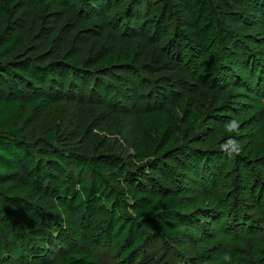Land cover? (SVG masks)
Segmentation results:
<instances>
[{"label": "trees", "instance_id": "obj_1", "mask_svg": "<svg viewBox=\"0 0 264 264\" xmlns=\"http://www.w3.org/2000/svg\"><path fill=\"white\" fill-rule=\"evenodd\" d=\"M110 1L0 0L3 264H99L92 255L94 246L112 247L123 263L145 260L151 238L173 244L179 236L178 222L193 219L181 214L182 195L165 188L170 179L166 161L182 155L175 169L182 178L203 169L207 171L203 176L211 178L220 167V149L189 145L199 121L191 93L184 92L179 102L184 111L175 120L137 93V79L151 82L155 72L167 65L151 50L154 36L125 41L109 35L100 18ZM152 1H127L124 21L140 20ZM159 1L165 11L149 19L153 30L162 27L165 14L179 20L177 34L199 51L194 66L197 81L206 88L223 81L228 62L220 46L229 41L214 0ZM239 2L256 6L255 0ZM174 23L166 24L167 33L175 31ZM29 29L30 36L38 38L35 47L58 50L69 41L67 50L52 60L40 50L33 53L24 46ZM75 102L104 106L134 120L146 169L129 168L115 154L87 157L65 147L51 132L28 139L26 120ZM101 214L106 216L103 226L90 238L83 226ZM52 224L58 227L55 240ZM53 245L59 249L56 257H51Z\"/></svg>", "mask_w": 264, "mask_h": 264}, {"label": "rangeland", "instance_id": "obj_2", "mask_svg": "<svg viewBox=\"0 0 264 264\" xmlns=\"http://www.w3.org/2000/svg\"><path fill=\"white\" fill-rule=\"evenodd\" d=\"M127 1L112 0L102 10L100 19L107 32L125 41L154 36L151 50L167 65L155 72L151 82L137 79V93L171 120L182 117L184 108L179 107V102L184 92L191 93L199 121L189 145L220 149L223 158L211 178L203 176V172L207 173L204 169L190 171L186 178L178 175L175 169L181 154L166 161L170 179L165 188L172 194H181V214L193 216L192 220L183 218L178 222L175 243L151 238L148 258H134L129 263L121 262L120 256L107 246H94L93 257L99 264H264V0H255V7L241 0H214L228 36L229 44L220 46L228 67L223 81L210 88L195 77L199 51L177 34L181 22L165 14L162 27L153 30L154 23L149 19L160 17L165 5L152 1L153 8L146 7L140 20L127 17L124 21ZM27 16L36 20L31 11ZM169 22H175L171 25L175 31L167 33L165 26ZM30 33L29 29L24 46L33 53L40 50L42 56L52 60L60 58L68 48L69 41L61 44L59 51L39 49L33 45L38 38L33 39ZM234 117L240 122L239 135L228 133L224 127ZM25 131L28 139L54 133L65 147L87 157L115 154L129 168L146 167L138 150L135 121L104 106L91 108L75 102L52 107L43 117L26 120ZM230 138L240 142L243 151L239 156L229 158L221 150V144ZM105 217L98 215L83 226L90 238L101 230ZM57 228L50 226L54 240ZM58 250L53 245L51 257H56ZM225 254L230 259H224Z\"/></svg>", "mask_w": 264, "mask_h": 264}, {"label": "clouds", "instance_id": "obj_3", "mask_svg": "<svg viewBox=\"0 0 264 264\" xmlns=\"http://www.w3.org/2000/svg\"><path fill=\"white\" fill-rule=\"evenodd\" d=\"M224 127L228 133L239 135L240 122L238 118L234 117L233 119L229 120L224 125ZM220 147L221 150L224 151L229 158L239 156L243 151L240 142L234 138L228 139L225 143L221 144ZM224 259H230V256L228 254H225Z\"/></svg>", "mask_w": 264, "mask_h": 264}]
</instances>
